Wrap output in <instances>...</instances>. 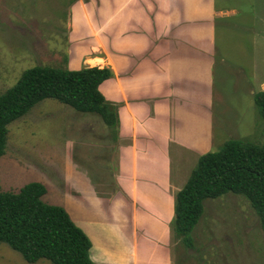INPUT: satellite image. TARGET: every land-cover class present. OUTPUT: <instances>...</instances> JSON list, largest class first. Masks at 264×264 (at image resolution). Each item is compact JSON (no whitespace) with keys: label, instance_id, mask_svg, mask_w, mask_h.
<instances>
[{"label":"rangeland","instance_id":"1","mask_svg":"<svg viewBox=\"0 0 264 264\" xmlns=\"http://www.w3.org/2000/svg\"><path fill=\"white\" fill-rule=\"evenodd\" d=\"M83 1L89 0H0V94L33 66L70 69V20ZM214 5L218 15L209 29L216 49L213 98L205 106L189 105L193 111L199 105L211 118L215 139L199 147L196 155L187 154L191 170L202 154L220 150L229 139L264 143V121L254 102V95L264 90V0H214ZM102 62L90 60L93 65ZM202 94L208 99L210 91ZM189 110L185 108V114ZM115 131L98 114L44 99L10 124L6 153L0 157V186L19 192L31 182H42L48 190L46 202L61 205L74 216L80 212L84 222L92 219H85L87 210L79 204L88 203L99 207L95 215L108 219L113 210L104 199L108 202L118 191ZM181 148L184 145L173 143L174 158ZM75 186L88 201L75 197ZM193 240L194 247L187 248L174 235L175 264H264L260 217L243 195L229 192L206 199ZM0 264L52 263L46 259L30 263L1 243Z\"/></svg>","mask_w":264,"mask_h":264},{"label":"crops","instance_id":"2","mask_svg":"<svg viewBox=\"0 0 264 264\" xmlns=\"http://www.w3.org/2000/svg\"><path fill=\"white\" fill-rule=\"evenodd\" d=\"M83 2L70 20L69 66L108 67L114 73L100 90L118 105V191L104 199L113 210L108 219L95 215L99 207L88 203L79 206L90 221L67 211L91 239L96 264H175V199L196 166L191 170L187 154L215 139L211 118L189 103L205 106L213 98L216 49L209 29L217 8L214 0ZM95 59L103 62L90 63ZM177 142L184 148L174 158ZM75 188V197L88 201Z\"/></svg>","mask_w":264,"mask_h":264},{"label":"trees","instance_id":"3","mask_svg":"<svg viewBox=\"0 0 264 264\" xmlns=\"http://www.w3.org/2000/svg\"><path fill=\"white\" fill-rule=\"evenodd\" d=\"M108 67L87 66L78 70L49 65L26 69L18 81L0 94V157L6 153L9 126L44 99L51 98L74 109L95 113L119 134L118 105L108 101L100 85L113 77ZM264 121V90L254 95ZM47 187L31 182L19 192L0 186V244L6 243L35 263L96 264L92 241L67 209L44 200ZM233 192L245 196L260 217L264 231V143L229 139L218 151L203 154L186 185L175 199L172 230L187 248L194 247L193 232L204 201Z\"/></svg>","mask_w":264,"mask_h":264}]
</instances>
